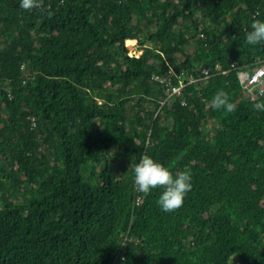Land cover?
<instances>
[{"label": "trees", "instance_id": "16d2710c", "mask_svg": "<svg viewBox=\"0 0 264 264\" xmlns=\"http://www.w3.org/2000/svg\"><path fill=\"white\" fill-rule=\"evenodd\" d=\"M39 4L0 0V264H264V95L238 75L264 0ZM170 71L198 81L163 104ZM143 154L191 170L178 210L137 191Z\"/></svg>", "mask_w": 264, "mask_h": 264}, {"label": "clouds", "instance_id": "9594fccd", "mask_svg": "<svg viewBox=\"0 0 264 264\" xmlns=\"http://www.w3.org/2000/svg\"><path fill=\"white\" fill-rule=\"evenodd\" d=\"M20 7L25 10L38 8L39 0H20ZM245 39L251 46L264 45V20H253L250 23V30L245 33ZM210 105L215 110L226 112H232L236 108L229 93L224 90H218L214 94ZM253 108L264 112V100L255 102ZM132 171L137 191L150 193L155 189H162L157 204L164 212L171 213L182 207L186 196L193 188V175L189 168L185 167L184 170L173 173L169 167L149 154H143L134 164Z\"/></svg>", "mask_w": 264, "mask_h": 264}, {"label": "built area", "instance_id": "2783aa9c", "mask_svg": "<svg viewBox=\"0 0 264 264\" xmlns=\"http://www.w3.org/2000/svg\"><path fill=\"white\" fill-rule=\"evenodd\" d=\"M132 53H136L133 51ZM133 56V54H131ZM202 76L210 77L214 74L221 73V68H217L214 71L210 69H203L201 71ZM169 75H176L178 78V84H173L170 77H161L155 76L154 79L160 82L163 85L168 87L167 90V98L163 102V104L168 101L169 98L175 95H181L183 89L189 84L196 83L198 81V77L194 75H186V74H175L174 71H170ZM239 79L241 84L245 90V96L250 100H257L260 96L264 95V60L261 61L257 66H255L250 71L242 69H238ZM250 90V91H249ZM140 199H137V203L139 204Z\"/></svg>", "mask_w": 264, "mask_h": 264}, {"label": "rangeland", "instance_id": "374dc122", "mask_svg": "<svg viewBox=\"0 0 264 264\" xmlns=\"http://www.w3.org/2000/svg\"><path fill=\"white\" fill-rule=\"evenodd\" d=\"M134 51V50H133ZM131 54H133V55H136V56H138L139 54H135V53H131Z\"/></svg>", "mask_w": 264, "mask_h": 264}]
</instances>
